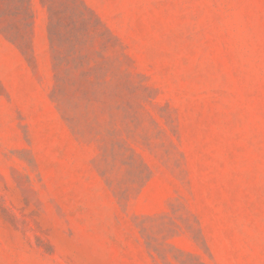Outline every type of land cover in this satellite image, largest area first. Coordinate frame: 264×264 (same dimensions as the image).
Returning a JSON list of instances; mask_svg holds the SVG:
<instances>
[{"label":"rangeland","instance_id":"obj_1","mask_svg":"<svg viewBox=\"0 0 264 264\" xmlns=\"http://www.w3.org/2000/svg\"><path fill=\"white\" fill-rule=\"evenodd\" d=\"M0 264H264V0H0Z\"/></svg>","mask_w":264,"mask_h":264}]
</instances>
